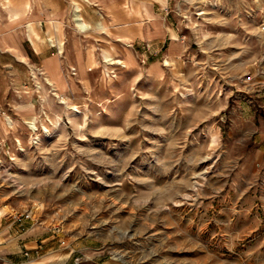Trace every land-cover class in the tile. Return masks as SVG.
Wrapping results in <instances>:
<instances>
[{"label":"rangeland","instance_id":"374dc122","mask_svg":"<svg viewBox=\"0 0 264 264\" xmlns=\"http://www.w3.org/2000/svg\"><path fill=\"white\" fill-rule=\"evenodd\" d=\"M84 1L55 45L28 24L37 59H0L20 264H264V0ZM74 2L106 29L79 33Z\"/></svg>","mask_w":264,"mask_h":264},{"label":"crops","instance_id":"0c3cea01","mask_svg":"<svg viewBox=\"0 0 264 264\" xmlns=\"http://www.w3.org/2000/svg\"><path fill=\"white\" fill-rule=\"evenodd\" d=\"M84 2L86 5L97 4L96 0ZM68 4V0H0V59H37V49L31 40V37L35 35L27 33V27L32 28V25L28 24L33 23L36 30L38 29V38L35 42L38 46L42 45L44 40L41 35L48 36L52 32L53 16ZM129 6L132 4L123 7L126 12H129L126 9ZM82 8V5L74 2L71 9L73 19L81 14ZM105 27L102 22H97L94 25L91 24L88 31L92 28V30L101 28L103 31ZM88 31L78 32L87 33ZM107 55L114 54L107 50ZM41 58L45 60V64L55 60V57L51 55H44ZM25 252L28 253L27 257L30 254L37 255V229L35 227L33 229L19 228L11 215H0V264H20L24 260ZM70 252L60 264H81L78 262V257L70 259ZM107 264L114 263L109 261Z\"/></svg>","mask_w":264,"mask_h":264},{"label":"bare ground","instance_id":"6f19581e","mask_svg":"<svg viewBox=\"0 0 264 264\" xmlns=\"http://www.w3.org/2000/svg\"><path fill=\"white\" fill-rule=\"evenodd\" d=\"M74 21H76V25L77 26H80V32H82V31H87L89 28H90V25H91V23H89L88 21H86L85 20V18L82 16V14H78L77 16H75V18L73 19ZM55 22L56 21H54V24H55ZM81 23H83V24H81ZM53 23H52V26L54 25ZM93 29V28H92ZM101 29V28H100ZM102 30V29H101ZM27 32L28 33H31L32 32V28L30 27V26H28L27 27ZM48 37H49V39H48V41L52 44V45H55V39L52 37V35H48ZM60 53V52H59ZM110 62L111 63H113V64H116V63H118V64H120L121 62H116V61H113V59H111L110 60ZM7 118V120H9V122H10V125L11 124H13V121H12V119H11V117L10 116H7L6 117ZM33 126H34V128H36L35 127V125L34 124H32ZM1 214V213H0Z\"/></svg>","mask_w":264,"mask_h":264},{"label":"built area","instance_id":"2783aa9c","mask_svg":"<svg viewBox=\"0 0 264 264\" xmlns=\"http://www.w3.org/2000/svg\"><path fill=\"white\" fill-rule=\"evenodd\" d=\"M263 28H264V21H263ZM14 220L21 223L23 222L25 219L29 218V213L28 212H19V213H16L14 216H13ZM25 254L27 255L28 253L25 252Z\"/></svg>","mask_w":264,"mask_h":264}]
</instances>
